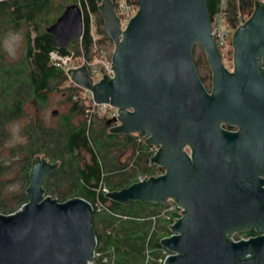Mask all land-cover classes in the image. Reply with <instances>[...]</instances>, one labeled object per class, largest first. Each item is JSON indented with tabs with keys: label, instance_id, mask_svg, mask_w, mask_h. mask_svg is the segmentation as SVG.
Listing matches in <instances>:
<instances>
[{
	"label": "water",
	"instance_id": "water-1",
	"mask_svg": "<svg viewBox=\"0 0 264 264\" xmlns=\"http://www.w3.org/2000/svg\"><path fill=\"white\" fill-rule=\"evenodd\" d=\"M97 14L113 44L112 76L93 83L80 66L66 77L93 104L116 110L107 133L142 138L156 148L149 163L163 169L105 198L182 209L160 240L168 254L162 264H264V2L253 0L232 31L230 71L210 35L205 0H137L123 27L110 0H100ZM45 30L53 47L65 48L81 36L80 10L65 7ZM194 47L210 71L209 91L196 73ZM56 167L39 156L30 161L27 202L0 215V264H90V204L43 195L41 184ZM250 229L257 236L231 240Z\"/></svg>",
	"mask_w": 264,
	"mask_h": 264
},
{
	"label": "trees",
	"instance_id": "trees-1",
	"mask_svg": "<svg viewBox=\"0 0 264 264\" xmlns=\"http://www.w3.org/2000/svg\"><path fill=\"white\" fill-rule=\"evenodd\" d=\"M110 1L114 4L116 0ZM127 1L137 8V0ZM252 1L225 0L223 19L228 31H233L249 17ZM99 2L0 0V32L6 27L14 30L25 28L24 50L17 62L7 65L0 50V146L6 137V126L23 115L26 101L45 105L48 92L52 88L56 90L67 80L62 71L50 64V52L56 51L59 55L73 52L75 56L82 53L88 60L91 58L93 44L88 14L93 16L95 32L110 42L97 14ZM218 3L219 0H205L209 21L216 14ZM70 5H76L80 10L81 36L65 48H55L51 35L45 29ZM103 43L99 39L97 46ZM231 55V43L228 41L225 56L230 59ZM193 64L197 68L195 61ZM261 66L264 68V58ZM65 90L69 93L64 100V103H68L67 112L57 115L55 125L28 124L22 130L24 144L9 151V157H15L14 160L19 154L16 162H4L0 156V215H10L27 202L24 187L28 184L30 161L35 156H41L57 164L41 184L43 195L59 203L80 198L92 208L90 226L96 241L93 254L97 256L92 257L91 264H160L158 261L168 255L160 240L170 235L168 225L171 219L165 221L159 216L165 205L138 202L120 205L105 198V193L127 187L138 177L163 173L162 168L149 163L151 147L135 135L107 133L111 126L107 125L109 118L101 116L99 122L96 114L88 115V105L79 97V88L71 86ZM79 117L83 118L73 121V118ZM96 121L102 124L97 125ZM13 162L19 170L22 189L19 193L3 197L2 176ZM248 235H236L235 238H246Z\"/></svg>",
	"mask_w": 264,
	"mask_h": 264
},
{
	"label": "rangeland",
	"instance_id": "rangeland-1",
	"mask_svg": "<svg viewBox=\"0 0 264 264\" xmlns=\"http://www.w3.org/2000/svg\"><path fill=\"white\" fill-rule=\"evenodd\" d=\"M24 31L25 28L23 27L17 30L6 27L0 32V50L2 52L3 60L7 63V65H11L21 58L24 50ZM100 39H102L104 43L102 44V46L99 45V49L103 51L104 55L110 56L113 48L112 42H108L103 37H101ZM192 57L193 61H195V63L197 64V68H195L196 73L200 81L202 82L203 87L209 91L211 75L203 54L197 47H195ZM222 65L230 71L231 58H226L224 61H222ZM71 86H73V84H71L67 79L65 82H62V84H60L56 90H53L52 88V90L48 92L47 102L43 106L36 105L32 100H28L25 102V104L23 105V115L6 126V137L2 145L0 146V156L3 158L4 162L10 163L14 160L15 157H9V151L12 149H16L17 147L24 144L25 136L22 134V130L28 124L41 123L45 127H53L57 121V115L67 112L68 103H64V100L69 93L65 89ZM86 94L89 95L88 93ZM78 95L81 99H83L82 90H80ZM84 103L87 104L85 100ZM53 110L57 112V115L55 117L50 116V112ZM97 116L96 117L98 120L102 118L101 116L104 115L100 114ZM82 118L83 117L73 118V121L76 122L81 120ZM98 121H96L97 125H101L102 123H99L100 121ZM16 156L17 159L20 157L19 154ZM17 159H15L14 162H16ZM14 162L13 164H10V167L2 176V180L4 182L2 195L3 197H8L10 193H19L22 189V184L19 180V170L17 169V165ZM25 188L26 187H24V193Z\"/></svg>",
	"mask_w": 264,
	"mask_h": 264
},
{
	"label": "built area",
	"instance_id": "built-area-1",
	"mask_svg": "<svg viewBox=\"0 0 264 264\" xmlns=\"http://www.w3.org/2000/svg\"><path fill=\"white\" fill-rule=\"evenodd\" d=\"M224 7H225V0H219L218 10L216 14L212 17V20L210 21V35L218 51L221 62L226 59L225 53L228 48V41L231 42V34H232V31L231 32L228 31L225 27V23L223 19ZM113 10L115 12V15L119 19L121 27H123L127 23V21L134 15L136 8H134L127 0H116L115 3L113 4ZM87 18H88L87 21L88 27L90 29L91 41L93 44V54L91 55V58L88 60L83 56L82 53H80L78 56H75L73 52H70L67 55H59L56 51L50 52L48 54V58L50 64L53 67L57 68L58 70L62 71L65 75L68 69H75L80 66H84L86 68V71L90 79L92 80L93 83H95L102 77V75H106L108 77L112 76V71L111 69H109L111 67L110 65L111 54L110 56L109 55L106 56L104 55L103 51L99 49V47L97 46V41L101 38V36L98 35L97 32H95L93 16L91 14H88ZM86 93L88 92L82 90V94H83L82 98L87 102L88 105L87 108L88 115L102 114L109 119L114 118L116 116V110L114 108L110 107L107 104H100V105L93 104L90 101V95H87ZM155 149L156 148L151 147L152 154L155 151ZM142 179L143 178L138 177L137 181H141ZM21 206L17 209V211L21 209ZM181 212H182L181 208L177 207L173 202L169 201V204L165 205L164 209L160 212L159 216L165 221H169L171 219L170 224H172L174 222L173 219L180 218ZM170 215H172L171 218ZM236 235L232 236L231 238L232 241L248 239L242 237L235 238ZM93 256H97V255H94L92 253V257ZM163 259L159 260L158 262L162 264Z\"/></svg>",
	"mask_w": 264,
	"mask_h": 264
},
{
	"label": "flooded vegetation",
	"instance_id": "flooded-vegetation-1",
	"mask_svg": "<svg viewBox=\"0 0 264 264\" xmlns=\"http://www.w3.org/2000/svg\"><path fill=\"white\" fill-rule=\"evenodd\" d=\"M206 91H208V90H206ZM224 128H225V130H227V131H234V129H229V128H226V127H224ZM242 234H249L248 237H246V238H252V237L257 236V234H255L254 231L251 230V229L248 230V231H246V232H244V233L237 234V235H242Z\"/></svg>",
	"mask_w": 264,
	"mask_h": 264
}]
</instances>
